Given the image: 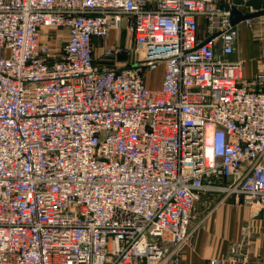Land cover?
<instances>
[{
    "label": "built area",
    "instance_id": "1",
    "mask_svg": "<svg viewBox=\"0 0 264 264\" xmlns=\"http://www.w3.org/2000/svg\"><path fill=\"white\" fill-rule=\"evenodd\" d=\"M232 3L0 0V264H182L209 192L264 219V71L230 59ZM113 30L132 45L99 65Z\"/></svg>",
    "mask_w": 264,
    "mask_h": 264
},
{
    "label": "crops",
    "instance_id": "2",
    "mask_svg": "<svg viewBox=\"0 0 264 264\" xmlns=\"http://www.w3.org/2000/svg\"><path fill=\"white\" fill-rule=\"evenodd\" d=\"M240 9L251 12L248 7ZM199 22L200 36L205 38L206 21L199 18ZM238 28L236 51L230 59L243 63L244 81L250 82L264 71V16L254 18L250 25L242 23ZM56 34L66 41L67 30H58ZM123 37L129 38L125 32L113 30L106 40H95L96 63L114 66V61L100 59V51L110 46L107 44H125ZM126 45H132V41L129 39ZM126 59L127 56H122L116 64L123 66ZM161 83L162 79L155 86L147 81V87L157 89ZM192 228L193 245L185 250L182 264H209L212 258H222L224 264H232V261L235 264H264V219L256 217L249 207L237 204L234 197H226L221 192L202 194L196 203Z\"/></svg>",
    "mask_w": 264,
    "mask_h": 264
},
{
    "label": "water",
    "instance_id": "3",
    "mask_svg": "<svg viewBox=\"0 0 264 264\" xmlns=\"http://www.w3.org/2000/svg\"><path fill=\"white\" fill-rule=\"evenodd\" d=\"M240 7H248L251 12H245ZM232 25H237L243 21L264 16V0H233L230 8Z\"/></svg>",
    "mask_w": 264,
    "mask_h": 264
},
{
    "label": "rangeland",
    "instance_id": "4",
    "mask_svg": "<svg viewBox=\"0 0 264 264\" xmlns=\"http://www.w3.org/2000/svg\"><path fill=\"white\" fill-rule=\"evenodd\" d=\"M123 40H124V43L127 44V42L129 41V38L123 37ZM108 43H111V42H108ZM107 45H111V44H107ZM100 59H102V51H100ZM129 60L130 58L127 57L124 64H127ZM163 74H164V65H160L157 70L146 74V81H148L150 85L155 86L157 82H160V80L163 77Z\"/></svg>",
    "mask_w": 264,
    "mask_h": 264
}]
</instances>
